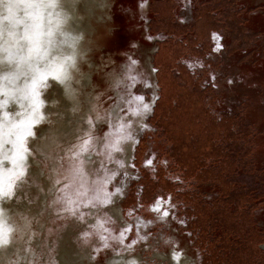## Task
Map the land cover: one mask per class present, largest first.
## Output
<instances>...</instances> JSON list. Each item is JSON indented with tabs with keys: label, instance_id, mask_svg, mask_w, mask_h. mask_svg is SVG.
<instances>
[{
	"label": "rangeland",
	"instance_id": "obj_1",
	"mask_svg": "<svg viewBox=\"0 0 264 264\" xmlns=\"http://www.w3.org/2000/svg\"><path fill=\"white\" fill-rule=\"evenodd\" d=\"M204 1L214 11L199 15ZM92 6L79 72L68 89L57 82L41 96L44 120L37 127L52 130L47 151L30 158L19 200L0 205L8 222L21 217L0 262L221 264L206 258L196 245L205 236L193 231L205 233L203 225L219 215L236 234L250 231V246L237 254L240 264H264V0H99ZM152 7L158 11L153 27ZM174 23L194 27L177 35ZM188 36L190 46L183 43ZM181 68L189 73L177 75ZM7 107L13 118L20 111L12 102ZM133 110L140 114L129 123ZM85 139L87 151L76 157ZM178 158L184 170H176ZM185 173L200 180L195 189L204 199L193 216L169 192L175 182L193 188Z\"/></svg>",
	"mask_w": 264,
	"mask_h": 264
},
{
	"label": "snow or ice",
	"instance_id": "obj_2",
	"mask_svg": "<svg viewBox=\"0 0 264 264\" xmlns=\"http://www.w3.org/2000/svg\"><path fill=\"white\" fill-rule=\"evenodd\" d=\"M8 3L22 11L23 15L0 16V52L4 54V59L0 60L4 72V76L0 77L3 82L0 83V110L3 112L0 117V205L14 198L19 200V193L27 184L30 158L42 156L47 151V139L52 130L45 133L44 129L37 127L44 120V100L41 96L48 88L55 91L57 82L65 89L69 88L74 73L79 72L77 44L82 39V36H73L67 30L69 17L58 12L59 5L52 0H8ZM93 3L94 0H83L85 11ZM5 84L8 91L4 89ZM136 99L142 101L143 97ZM10 102L20 106L14 118L13 113L8 111ZM143 108L150 111L147 103L143 104ZM139 114L138 110L131 111L129 123L131 116ZM92 123L89 119L88 125L92 126ZM88 143V139L83 140L74 155L79 157L87 151ZM115 150L120 151L119 147ZM152 163V159L146 161L147 166ZM5 169L9 174L7 186L2 183ZM119 191L116 189V192ZM69 210L75 214L74 208ZM163 216L167 217L168 212L165 211ZM13 231L5 219L4 207L0 206V249H6L13 243ZM123 235L122 232L121 238ZM135 243L133 240L132 244ZM129 264H136V261L131 260Z\"/></svg>",
	"mask_w": 264,
	"mask_h": 264
},
{
	"label": "trees",
	"instance_id": "obj_3",
	"mask_svg": "<svg viewBox=\"0 0 264 264\" xmlns=\"http://www.w3.org/2000/svg\"><path fill=\"white\" fill-rule=\"evenodd\" d=\"M152 8H153L152 11H154L153 17L157 16L158 15V11L154 7H152ZM197 10H198L199 15H201L203 13H207V11L209 12V10H211V11L213 10L214 11V7H213V4L208 3V1H204V2L201 3V5H199ZM199 15L196 14V17L198 16V19H200ZM152 20H153V23L151 22V26L153 27L154 21H156V20H155V18H153ZM210 21H211L212 24H214V19H210ZM215 23H217V20H216ZM174 24L177 27H176V29L174 30L173 33L181 34L179 29H183L184 30V28H186L185 26L180 25L178 23H174ZM219 24H221V21H219V19H218V25ZM167 42H168V40H166L162 45H166ZM162 45H161L160 49L162 48ZM179 56H180V54H178L177 58ZM182 56H185V53H182ZM184 71L185 70L183 68L179 69L178 70L179 73L177 75H179L181 72H182L183 75L189 73L188 70H186L185 72ZM161 74L164 75L163 72ZM190 76L193 77L192 75H190ZM175 78H176V76L173 75V79L174 80H175ZM164 82H165V89H166V88H168L170 86L171 82L169 81L168 78H166L164 80ZM165 94H166V90H165ZM164 98H166L168 100V96H164L163 99ZM162 102H163V100L157 102V105H156L157 108H155L154 114H153V118H155V120L157 121L158 124H159V122H162L161 119L159 118L160 115H159V111H158V108H159V106L161 105ZM166 117H167V115H166ZM188 123H190L189 120H188ZM185 125H186V122H185ZM167 138L169 139L168 135H167ZM171 150H172L171 151V156H174V149H171ZM238 153H239V150H237V155H238ZM177 162H178L179 168L182 169V167L184 166V162H182L180 158L177 159ZM197 168L201 169L199 167H197ZM182 170H184V169H182ZM191 177H193V176H190V175H188L186 173L183 176V178L186 181V183H189V181L191 179H194V177L193 178H191ZM197 180L200 182L199 179H197ZM197 180L194 183L195 185H197V183H198ZM180 184L181 183H173L171 191L173 193H175V195H178L179 197L185 198L187 201L193 203L194 209H196L197 208V202H201V203L203 202L201 200V195L199 194V192L190 191V190L189 191H187V190H185V191H180L179 190L178 191V187L180 186ZM255 201L256 200H254V203H255ZM257 201H260V200H257ZM253 205H255V204H253ZM215 216L212 218V221H211L209 227H208V223L203 225L202 229L205 231V233H203L202 230L200 231V233L205 236L204 237V242L202 243V246L205 247L206 250L212 251L210 253L208 252L207 256H213L216 259V261H220L221 263L225 262V264H229V262L232 261L230 259V257H229L231 254H232L231 256H233L235 254H238V252H241V249H243V248L245 249L247 246L248 247L250 246V243H248V242L250 240L251 234H250V231H245L242 235H240L239 233L236 234V229L231 228L230 226H228L225 223H223V219H220L218 217L219 215H217L216 217ZM199 222L202 223L203 220H200ZM252 224L256 225L253 220H252ZM218 229L221 232L220 234L216 233V231ZM259 232H261L260 233L261 234L260 238L262 239L263 238L262 236H264V232L261 231V230ZM230 235H235L236 236L235 237L236 239H234L235 242L233 240H230V241L228 240ZM236 257H239V256L237 255ZM241 262H242V260L236 258V263L237 264H240Z\"/></svg>",
	"mask_w": 264,
	"mask_h": 264
},
{
	"label": "bare ground",
	"instance_id": "obj_4",
	"mask_svg": "<svg viewBox=\"0 0 264 264\" xmlns=\"http://www.w3.org/2000/svg\"><path fill=\"white\" fill-rule=\"evenodd\" d=\"M98 1L99 0H94V3L98 2ZM46 2H48V0H46ZM52 2L58 3V5H59V8L57 9L58 12H60L61 14H66L69 17L67 30L71 31V34L73 36H82V39L79 40V42L77 44V58H78L81 54L82 49L84 48L85 43L87 42L85 40V36L88 35L87 32L92 29V21L90 18H91V16L93 17V8H92L93 6H91L87 11H85L83 0H52ZM94 3H93V5H94ZM17 13L20 16L23 15V12L19 11L15 7L11 6L10 3H8V0H0V16L8 17L9 15H14ZM3 59H4V54H3V52H0V60H3ZM3 76H4V72L2 71V65H0V77H3ZM0 83H3V82L1 81ZM4 89H5V91H8L6 84L4 85ZM2 115H3V112H2V110H0V117H2ZM6 151L7 150L5 149V152ZM8 167H10V165H8ZM6 170L7 169H5L4 172H6ZM6 173H8V172H6ZM5 219L7 221V224L12 226L13 229H15L17 224L19 222H21V217H19V219L15 220V221L8 222L9 215L6 212H5ZM20 231H21V229H20ZM13 233H14V231H13ZM3 259H5V258H3ZM119 260L121 261L122 258H120V259L117 258L116 260H114V262H112V264L119 263L120 262Z\"/></svg>",
	"mask_w": 264,
	"mask_h": 264
},
{
	"label": "flooded vegetation",
	"instance_id": "obj_5",
	"mask_svg": "<svg viewBox=\"0 0 264 264\" xmlns=\"http://www.w3.org/2000/svg\"><path fill=\"white\" fill-rule=\"evenodd\" d=\"M155 18V17H154ZM180 25H182V24H180ZM151 26V25H150ZM183 26H185L186 28H184L185 29V31L183 30L182 32H183V34L185 33V32H188L189 30H188V28L189 27H194V25H192V26H187V25H183ZM182 32H181V34H182ZM171 32H169V36H171V34H170ZM174 34H176V33H174ZM177 35H180V34H177ZM174 36V35H173ZM193 37H191V36H188L186 39H184V41H183V43H185L186 45H189L190 46V44H191V42H193ZM160 51V49L157 51V52H159ZM184 57V56H183ZM158 72H159V68H158ZM179 72H178V70H177V74H178ZM172 75V74H171ZM173 76V75H172ZM194 77V76H193ZM176 80V79H175ZM162 100V99H161ZM154 119V118H153ZM155 120V119H154ZM157 123V122H156ZM156 126H159L158 125V123L156 124ZM163 136V138H165L166 136H164V135H162ZM167 138V137H166ZM172 148H170L169 150H170V155H171V150ZM241 151V150H240ZM137 156V155H136ZM171 157H174V156H171ZM138 158V157H137ZM176 165H177V168H176V170L177 169H179L180 170V168H179V165H178V162H176L175 163ZM206 166V165H205ZM205 166H203L201 169H204V167ZM210 166V165H209ZM200 169V170H201ZM183 172V171H182ZM193 177H194V179H191L190 181H192V180H195V182H196V176H194L193 175ZM193 177H191V178H193ZM190 181H189V183H190ZM173 182V181H172ZM194 182V183H195ZM197 185H195L194 183L192 184V186H193V188H189L188 186H186V185H183V184H180V186L178 187V191L180 190V191H185V190H187V191H195V192H199V191H197L196 189H195V187H197L198 185H199V181L197 180ZM175 183H179V182H175ZM182 187H184L183 189L184 190H182L181 188ZM172 190V189H171ZM169 191V192H171L172 194H174L175 195V193H173L172 191ZM199 194L201 195V193L199 192ZM176 197H179L178 195H175ZM182 198V197H181ZM186 202V204H189L190 206L189 207H187V211H188V214H189V216H193V209H194V206H193V203H191V202H189V201H187L185 198H183ZM201 200L202 201H204V199H202V195H201ZM191 204H192V206H193V208L191 209ZM190 210V211H189ZM191 212V213H190ZM192 218V217H191ZM192 220H194V218H192L191 220L189 219V222H188V224L190 225V227H191V222H192ZM197 221V220H196ZM193 227H195L194 225H193ZM193 231H196L197 232V236H203L201 233H200V231H199V229H193ZM216 233H218V234H220L221 232L219 231V229L216 231ZM234 237V235H230V237H229V241L230 240H233L232 238ZM234 239H236L235 237H234ZM204 241H202L201 240V242H197L196 241V245H199L201 248H204L205 249V251H207V252H209V250H206V248L205 247H203L202 246V243H203ZM263 246H264V242L262 241V243H261ZM210 253V252H209ZM232 255V254H231ZM229 256L230 257V259L232 260L231 262H229V264H237L236 263V258H238V257H236L237 256V254H235V255H233V256ZM236 258H235V257ZM209 256H206V258H208ZM210 261V260H209ZM211 262V261H210ZM221 263V262H220ZM221 264H225V262H222Z\"/></svg>",
	"mask_w": 264,
	"mask_h": 264
},
{
	"label": "water",
	"instance_id": "obj_6",
	"mask_svg": "<svg viewBox=\"0 0 264 264\" xmlns=\"http://www.w3.org/2000/svg\"><path fill=\"white\" fill-rule=\"evenodd\" d=\"M1 82V81H0ZM7 183H8V178H7V180H6V182H5V185L4 186H7ZM4 204H6V201H4ZM17 235V233L15 234V236Z\"/></svg>",
	"mask_w": 264,
	"mask_h": 264
}]
</instances>
